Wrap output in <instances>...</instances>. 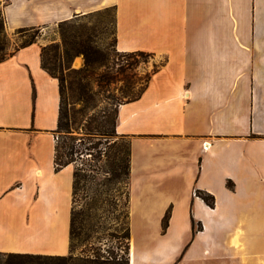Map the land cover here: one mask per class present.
<instances>
[{
	"label": "crops",
	"instance_id": "crops-1",
	"mask_svg": "<svg viewBox=\"0 0 264 264\" xmlns=\"http://www.w3.org/2000/svg\"><path fill=\"white\" fill-rule=\"evenodd\" d=\"M0 5L11 39L113 9L117 51L163 62L118 107L131 150L129 264H264V0ZM42 50L0 63V252L68 256L76 167L55 169L61 91Z\"/></svg>",
	"mask_w": 264,
	"mask_h": 264
},
{
	"label": "rangeland",
	"instance_id": "rangeland-1",
	"mask_svg": "<svg viewBox=\"0 0 264 264\" xmlns=\"http://www.w3.org/2000/svg\"><path fill=\"white\" fill-rule=\"evenodd\" d=\"M71 22L23 33L17 31L13 39L1 37L0 57L14 53L32 39L41 43L44 65L59 80L62 88V125L58 132L60 155L65 151L62 147L75 139L74 144L82 152L88 144L81 146V141L102 142L99 149L108 151L114 159L127 141L116 137L113 140L116 145L109 148L105 140L92 134L98 133L107 126L106 122L114 119L121 104L141 94L155 68L163 62L155 57H135L134 66L129 67L128 56L116 49L114 11L92 13ZM66 49L74 55L67 56ZM87 155L84 151L81 159L84 169L88 170V165L92 164L97 171L92 174L95 178L90 177L78 186L74 228L77 234L82 230L84 233L75 237L74 254L79 256L92 245L122 254L128 223L127 185L118 181L110 183L115 176L104 172V163L94 162ZM74 159L78 160L77 156ZM200 226L202 229V224ZM200 226L195 225L196 230ZM88 230L91 231L90 238L85 241ZM213 236L218 242L224 240L221 234L214 233ZM261 237L264 239V234Z\"/></svg>",
	"mask_w": 264,
	"mask_h": 264
},
{
	"label": "trees",
	"instance_id": "trees-1",
	"mask_svg": "<svg viewBox=\"0 0 264 264\" xmlns=\"http://www.w3.org/2000/svg\"><path fill=\"white\" fill-rule=\"evenodd\" d=\"M110 11H114L113 9H108ZM107 10V11H108ZM72 22L63 23L61 25L69 24ZM34 29H21L19 30L20 33L27 32ZM1 37L4 38V40H7V33H6V27H5V20L2 15V12L0 11V48L1 45ZM36 43L34 39L30 40L29 42L25 43L23 46H21L19 49L26 48L28 46L33 45ZM18 49V50H19ZM16 50V51H18ZM67 56L74 55L69 52L68 49H66ZM13 55H4L0 57V63L7 60L9 57ZM128 56L127 62L129 67L134 66L135 64V57H142V58H149L153 57L151 54L143 53V52H136V53H129L126 54L125 57ZM43 50H42V65L44 70H46L51 76L55 77L49 69H47L44 65L43 61ZM161 64L160 66H162ZM159 66V67H160ZM159 67H156L153 74L156 73L159 69ZM152 74V75H153ZM151 75V76H152ZM151 76L149 77L145 87L142 89V92L145 90L149 80L151 79ZM56 78V77H55ZM60 91H61V112H60V122H59V130L61 129L62 125V88L60 85ZM141 92V94H142ZM140 94V95H141ZM137 96L135 99L140 97ZM131 101V100H130ZM117 115H118V109L116 110L114 119L110 122H106L107 126H105L103 129L99 130L98 133L92 134L95 136H100L101 139L105 140L106 145H108L109 148H114L116 145V142L114 143V138L118 137L116 133V122H117ZM125 140V139H123ZM77 141V140H76ZM127 141V140H126ZM71 144L68 146L65 145L62 147L63 150H65L61 155L60 151L57 147L56 150V160H55V169L56 171H60L62 168L67 167L71 164H74L76 160L74 159L75 156H81L83 155L84 151H87V154L92 155V161L98 162V163H104L105 173H110L115 176V179H111L109 182L118 181L120 183H124L128 186V181L130 179V169H131V150H130V144L127 142L124 146H122L117 155H115V158L112 159L108 155V151H103L99 149V146L102 144V142L93 143V142H85L81 141V146L88 144L85 146L84 151L82 152L80 149L77 148V146L74 144L75 139H71ZM113 142V143H112ZM66 158V160H65ZM89 169L86 170L84 168H77L75 171V181H74V205H75V198L77 195L78 186L82 181H87L88 178L93 177V173L97 171V167L95 165L89 164ZM97 174V173H96ZM228 186L231 188L232 184H228ZM198 195L204 200V202L210 206L211 208H214L215 206V200L214 197L204 193V192H198ZM128 202V197L126 196V209ZM128 211H127V220H128ZM75 220H76V214H75V208H73L72 212V229H71V252L68 256H48V255H36V254H21V253H2L0 252V264H129V243L127 242L129 239V228L127 223V230L124 236V241H126L124 245V250H122V254H116L115 251L108 249V251L104 250L103 247L98 245H92L89 249L83 250L82 253L79 256H75L74 250L75 246L73 244L75 237L78 235H82L84 232L83 230L81 233H76L75 231ZM170 221V213H167L163 220V232H166L169 226ZM200 226V225H199ZM201 230V226L196 230L195 224H194V233ZM86 232V231H85ZM91 231L88 230L85 233V241H88L90 238ZM124 244V243H123Z\"/></svg>",
	"mask_w": 264,
	"mask_h": 264
},
{
	"label": "built area",
	"instance_id": "built-area-1",
	"mask_svg": "<svg viewBox=\"0 0 264 264\" xmlns=\"http://www.w3.org/2000/svg\"><path fill=\"white\" fill-rule=\"evenodd\" d=\"M54 143H55V145H56V150H57V147H58V145H59V143H60V137L59 136H55L54 137ZM205 149H208V148H205ZM88 157H91L92 155H87ZM84 158V156L83 155H81L80 156V158H78L77 157V159L78 160H76V162H74V164L73 165H76L78 168H85V165L83 164V161L81 160V159H83ZM195 196H197V194L195 193L194 194Z\"/></svg>",
	"mask_w": 264,
	"mask_h": 264
},
{
	"label": "bare ground",
	"instance_id": "bare-ground-1",
	"mask_svg": "<svg viewBox=\"0 0 264 264\" xmlns=\"http://www.w3.org/2000/svg\"><path fill=\"white\" fill-rule=\"evenodd\" d=\"M1 6V5H0ZM236 239V238H235ZM238 239V238H237Z\"/></svg>",
	"mask_w": 264,
	"mask_h": 264
}]
</instances>
